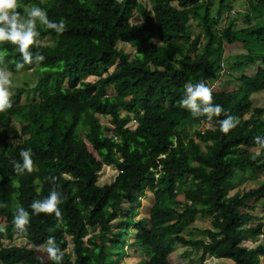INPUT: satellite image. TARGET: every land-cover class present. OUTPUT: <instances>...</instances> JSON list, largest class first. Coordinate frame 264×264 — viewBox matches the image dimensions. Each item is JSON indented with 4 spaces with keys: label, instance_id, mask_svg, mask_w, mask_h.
Returning <instances> with one entry per match:
<instances>
[{
    "label": "trees",
    "instance_id": "1",
    "mask_svg": "<svg viewBox=\"0 0 264 264\" xmlns=\"http://www.w3.org/2000/svg\"><path fill=\"white\" fill-rule=\"evenodd\" d=\"M29 4L56 27L63 20V32L31 17ZM18 5V23L27 31L33 21L36 35L28 49L31 63L19 69L18 44L0 42V74L23 83L15 86L12 107L0 113V264H119L128 246L138 256L148 248V259L135 264H170L177 245L202 252L190 264H211L206 256L261 264L264 222L255 224L254 212L264 184L242 194L230 190L237 170L264 171V107L252 100L264 91V67L258 66L264 65V0ZM192 20L202 28L201 37L193 35ZM120 44L136 49L132 59ZM230 49L237 54L227 57ZM232 74L234 90L211 89L213 102L224 110L220 116L193 117L180 105L186 84L203 81L210 88ZM27 91L37 98L22 104ZM227 116L236 127L224 134L219 121ZM27 149L34 172L21 173L15 163L23 165L20 153ZM257 149L255 155L251 150ZM105 167L116 168L117 175L101 186ZM147 188L154 200L150 227L144 228L137 218ZM53 192L62 202L61 216L36 214L31 205ZM21 207L30 218L23 229L13 222ZM198 215L211 217L210 227L198 229L200 238L186 236L194 233L189 228ZM14 231L25 244L3 241ZM245 241L252 246H242ZM49 247L59 259L49 257Z\"/></svg>",
    "mask_w": 264,
    "mask_h": 264
},
{
    "label": "clouds",
    "instance_id": "2",
    "mask_svg": "<svg viewBox=\"0 0 264 264\" xmlns=\"http://www.w3.org/2000/svg\"><path fill=\"white\" fill-rule=\"evenodd\" d=\"M18 6V0H0V25L7 26L0 27V42L7 40L11 41L13 44H18L19 52L23 58V64L17 65V68L19 69L22 68L24 64L31 63V56L28 49L33 45V36L36 35V33L32 30L34 26L33 21H29V28L27 31L24 30L22 24L18 23V18L20 16L19 12H17ZM29 15L31 17H41L43 22L49 28H55L57 33H62L65 28L63 20L60 21L59 27L50 24L46 19V13L38 7H33ZM11 86L12 81L10 75L4 76L3 74H0V113L5 112L12 107L10 98L11 93L9 91ZM185 95L187 96V99L181 100L180 105L182 107L186 106L190 108L193 117H196L198 114H206L208 118L211 119L213 116H220L224 111L221 105L213 102L212 90L203 81L196 83L195 85L191 83L186 84ZM197 101H200V105L197 104ZM201 106H203L202 109ZM219 124L220 131L224 134H227L230 130L236 127V122H234V118L231 116H227V119L220 120ZM20 155L23 160V165L21 166L19 163H15V168L20 169L21 173L25 170H27L28 173L34 172L31 150H23ZM60 203L62 202L57 200V196L55 192H53L42 202H34L31 207L35 209L36 214L45 213L51 215L55 213L56 217L59 218L61 216V211L57 205ZM29 219L28 213L21 207L20 214L18 216L15 215L13 222L17 228L23 229V226L29 222ZM47 252L51 259H59L56 255L57 249L49 247Z\"/></svg>",
    "mask_w": 264,
    "mask_h": 264
},
{
    "label": "rangeland",
    "instance_id": "3",
    "mask_svg": "<svg viewBox=\"0 0 264 264\" xmlns=\"http://www.w3.org/2000/svg\"><path fill=\"white\" fill-rule=\"evenodd\" d=\"M35 7L32 4L27 5V9L31 12L32 8ZM39 19H41V17H38ZM226 17L223 18V20L225 21ZM136 22H141L139 21V18L135 19ZM223 21V22H224ZM191 27H192V33L195 36L201 37V31L202 28L197 24L196 21L192 20L191 22ZM38 41L41 44L44 45H48L51 44L52 41L49 38H38ZM120 48L124 49V51L129 55V58L132 59L136 49L130 45H125V44H120ZM238 51L235 50H227L226 51V56L230 57V56H234L237 54ZM243 51H240V53H242ZM173 54H176L175 51H172ZM258 66H262L264 67V65H262L261 63L258 64ZM258 67H250L247 70V74L251 75L253 73L256 72V69ZM4 76H9V74H7L6 72H3ZM89 80H91L92 82L96 81L97 78L96 77H92L89 78ZM237 84V78L232 74L231 77H222L219 80H217L216 82H213V84L210 86V89L213 90H217V91H231L234 90L235 87L234 85ZM15 86H23L22 81L20 82L17 81L15 84H12V86L9 88V91L12 95L13 92H15ZM7 87V86H6ZM107 92L108 94L112 95L114 94V90L113 88H107ZM37 96L34 95L32 92H25L23 94V96L21 97V103L25 104V103H29L31 101H33L34 99H36ZM252 100L255 106L258 107H264V91H262L261 93H256L253 94L252 96ZM124 115V114H123ZM100 121L102 123H107L108 122V118H103L102 116L99 117ZM244 118H248V114H244ZM15 124H17V122L15 121ZM255 155L260 154V149L257 150H251ZM264 158V157H263ZM117 175V169L114 167H105L102 172L100 173V177H99V185H104L107 183H111L113 182L114 178ZM232 182L235 184V187L232 188L230 190V194H235L237 191L240 192V194H242L243 192L249 191L251 189H255L258 188L260 185L264 184V171H257V170H251V169H240L237 170L235 173L234 178L232 179ZM239 194V195H240ZM153 195L151 193L150 188L146 189V196L143 197L141 199L142 201V207L139 210V216H138V221L141 222L142 226L144 228H149L150 227V221H149V213L151 210V207L153 205ZM255 216H256V222L255 224H257L260 220H262L264 222V199H262L258 205V208L255 210L254 212ZM211 225V217H202V216H197L196 221L191 225V227L189 228V231L193 229L194 233H189L186 236H191L195 237V238H200L202 236V233L200 231H198V229H206L209 228ZM197 230V231H195ZM92 233L94 231H91ZM188 232H186L187 234ZM135 235V234H134ZM69 239V238H68ZM3 241L6 244H14V245H23L25 244V240L21 237L18 236V234L14 231L12 233V235L9 237H5L3 239ZM242 246L244 247H250L252 246V243L250 241H245L242 243ZM181 248V246L177 245L175 247V250H179ZM68 252L71 254V256L74 258L73 255V251H72V244L70 243L69 247H68ZM127 255L124 258L123 262H120L119 264H123V263H127V264H135L137 263V261L142 260L143 262H145L148 258V248L147 247H142L140 249V253L139 256L137 254V249L135 247L132 246H128L127 247ZM189 256V255H188ZM199 258V256H198ZM196 259V258H195ZM185 264H189L192 263V261L190 260L189 257H185L184 259ZM181 263L180 260L178 259H172V263ZM194 262V259H193ZM261 264H264V258H262L261 260Z\"/></svg>",
    "mask_w": 264,
    "mask_h": 264
},
{
    "label": "crops",
    "instance_id": "4",
    "mask_svg": "<svg viewBox=\"0 0 264 264\" xmlns=\"http://www.w3.org/2000/svg\"><path fill=\"white\" fill-rule=\"evenodd\" d=\"M201 255H202L201 251H191L190 252V250L187 247L182 246L179 250H175V252L173 254H171L168 257V259H169L170 264H180L178 262L172 263V259H178L181 261L182 264H185V261H184L185 257H189L192 262L194 259V263H197L198 262V256H201ZM205 261L208 263H211V264H220V263L232 264L233 263L231 260H219V259H216V258L211 257V256H206Z\"/></svg>",
    "mask_w": 264,
    "mask_h": 264
}]
</instances>
